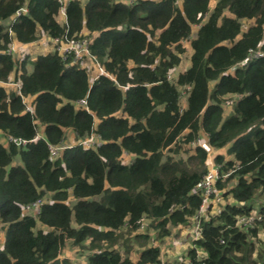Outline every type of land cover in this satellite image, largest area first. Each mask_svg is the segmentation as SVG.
I'll use <instances>...</instances> for the list:
<instances>
[{
	"label": "trees",
	"instance_id": "16d2710c",
	"mask_svg": "<svg viewBox=\"0 0 264 264\" xmlns=\"http://www.w3.org/2000/svg\"><path fill=\"white\" fill-rule=\"evenodd\" d=\"M62 3L0 0V264H70L59 257L66 240L87 244L85 264H264V0ZM42 37L85 38L103 72L91 78L56 47L24 53ZM184 41L189 64L171 77ZM250 51L263 55L245 60ZM201 140L224 149L214 160L232 172L195 218ZM143 216L156 237L190 223L198 235L165 263L148 232L133 237L136 257L125 239L121 254L118 231Z\"/></svg>",
	"mask_w": 264,
	"mask_h": 264
},
{
	"label": "rangeland",
	"instance_id": "374dc122",
	"mask_svg": "<svg viewBox=\"0 0 264 264\" xmlns=\"http://www.w3.org/2000/svg\"><path fill=\"white\" fill-rule=\"evenodd\" d=\"M62 2V0H61ZM64 2H66V0L63 1L62 4H64ZM63 19V15L61 13H59L57 20L60 22ZM193 31H195V28L193 29ZM85 39V38H82ZM86 40V39H85ZM184 46L186 47V54H184L182 56V61L181 64L171 73V77H173L178 71H182L184 70L188 64H189V55H190V46L188 41H184L183 42ZM31 46H34V48H38V51L36 52H30L29 49L31 47L27 46L26 47V51L24 53H30L32 56L35 55V53L39 52L40 50H42V47L46 48V50H48L49 48H53L51 46L48 45V47L46 46V43L43 41L37 40L35 43L30 44ZM29 47V48H28ZM23 49L20 48L19 51ZM23 52V51H22ZM19 52L16 54L17 57L21 56L23 53ZM19 55V56H18ZM91 61L89 60L88 57L84 58L80 63L81 65L87 67L86 69H88L89 75L91 78H93L98 72L99 69L98 67L93 64L91 66ZM4 86L7 85H11V84H5L3 83ZM185 90L186 88H182L181 89V102L184 103L185 102ZM225 109H227L225 107ZM1 140H4L3 138H1ZM3 142V141H2ZM200 142L203 143V140H201ZM4 143V142H3ZM86 144V143H83ZM191 152L193 151L192 149L190 150ZM223 154L224 155V149H219V150H214V149H210L207 150V159L205 160V168L206 171L212 166V165H218L214 158L217 155ZM187 154H184L183 157H186ZM124 159L127 160L128 155L124 154L123 156ZM220 168H221V164H219ZM191 167H194L193 164H191ZM221 201V200H220ZM219 200H212L213 203V209H215L216 204L220 203ZM37 208L38 206H33L31 207L29 210H27L29 213H31L32 215H36L37 214ZM149 219L145 218V224L143 228H138L137 230H134L132 232H130L129 234L127 233V228L123 227L122 229H120L118 231V234H120V238L117 239L118 242L116 244V248L119 252H121V254H124L125 252V248L126 246L124 245L125 243L123 242L124 239L127 240V245L129 246V250H130V257H136L138 254V247L139 244L137 242L136 239H134V235L135 234H139V233H144V232H148L149 234H151V244L158 247V249L160 250L161 253V260L163 261V263L169 261V260H173L177 257H180V255H182V253H184V251L186 250V248L189 246L190 241H191V237H192V230H194V224L190 223L189 226L184 227V228H178V229H173V232L171 233L170 236H166L163 238H159L156 237L158 236V232L157 231H153L150 230L151 227H148ZM41 229H46V227L40 226ZM153 231V232H151ZM116 235V234H115ZM156 235V236H155ZM117 236V235H116ZM128 238V239H127ZM3 241V234L0 238V247H1V243ZM88 250H87V244L85 245H77L74 244L72 242V240H66L64 243L63 248L61 249V251L59 252V257L60 258H66L70 264H85L86 263V258H87V254H88Z\"/></svg>",
	"mask_w": 264,
	"mask_h": 264
},
{
	"label": "built area",
	"instance_id": "2783aa9c",
	"mask_svg": "<svg viewBox=\"0 0 264 264\" xmlns=\"http://www.w3.org/2000/svg\"><path fill=\"white\" fill-rule=\"evenodd\" d=\"M60 3L61 0H58ZM60 13L63 15L64 14V10L63 8L60 9ZM242 28L244 30H246L245 25H242ZM40 41H43L46 43V45H49L51 47H56V49L58 50L59 53H61L62 55L66 56L69 54L73 55V60H83L84 58L89 56V52L87 49V43L85 39H74V38H63V39H48L45 37H42L40 39ZM22 48L20 46H14L11 45L9 46V49L7 50V53H16L19 51V49ZM263 55V53L261 51H250L248 57L245 59H249L252 57H259ZM98 69H99V73H102L103 70L102 68L99 66L98 63L95 64ZM237 64L232 65L229 68V72H233L236 69ZM241 95H235L233 98L231 99H227L224 100V105L229 106L232 102L234 98H239ZM80 103L84 104V101L81 100L79 101ZM82 143H86V144H96L97 141L94 137H89L86 140L82 141ZM198 145H201L206 151L209 150L210 151V147H208L205 143H201L200 141L197 143ZM51 149V155L55 156L58 152L59 148H50ZM220 165H212L206 172L205 174L202 176V179L198 185V188L203 192V197H202V201H201V205L199 207L197 216L195 218H198V216L202 215V212L205 208V206H207L208 202H209V197L212 194V192L214 191V182L216 179L220 178V177H225L227 176L231 171H228L226 173H223L220 171ZM40 204V201L35 202L34 204H32L31 206H26V211L29 210L31 207L33 206H38ZM37 212H38V208H37ZM145 218L146 217H142L140 218V220L138 221L139 224V228H143L144 224H145ZM256 217L255 215H243L238 217L237 219V225L238 226H249L251 224H253V222L255 221ZM197 223L198 220L196 219ZM196 225V224H195ZM194 235L197 236L198 235V230L197 227L194 226ZM185 264H190L188 261ZM203 264V263H202Z\"/></svg>",
	"mask_w": 264,
	"mask_h": 264
},
{
	"label": "crops",
	"instance_id": "0c3cea01",
	"mask_svg": "<svg viewBox=\"0 0 264 264\" xmlns=\"http://www.w3.org/2000/svg\"><path fill=\"white\" fill-rule=\"evenodd\" d=\"M31 44H32V43H31ZM27 46L31 47V48L29 49V51H30L31 53H32V52H36V51H38V48H34V46H31L30 44L27 45ZM29 47H28V48H29ZM45 51H46V48L42 47V50H40L39 52L35 53V55L38 54V53H43V52H45Z\"/></svg>",
	"mask_w": 264,
	"mask_h": 264
}]
</instances>
